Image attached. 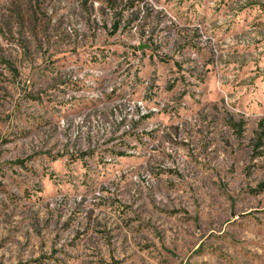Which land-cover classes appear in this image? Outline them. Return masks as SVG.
<instances>
[{"label":"rangeland","instance_id":"rangeland-1","mask_svg":"<svg viewBox=\"0 0 264 264\" xmlns=\"http://www.w3.org/2000/svg\"><path fill=\"white\" fill-rule=\"evenodd\" d=\"M0 264H264V0H0Z\"/></svg>","mask_w":264,"mask_h":264}]
</instances>
